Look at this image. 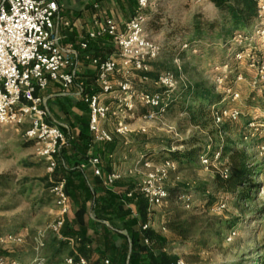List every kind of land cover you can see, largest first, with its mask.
Segmentation results:
<instances>
[{"label":"rangeland","instance_id":"rangeland-1","mask_svg":"<svg viewBox=\"0 0 264 264\" xmlns=\"http://www.w3.org/2000/svg\"><path fill=\"white\" fill-rule=\"evenodd\" d=\"M222 17L223 13L209 0H158L154 9L148 12L145 24L148 35L161 46L157 59L148 63L147 72L156 76L152 78L133 73L129 79L134 89L162 92L156 79L163 72H171L176 80L172 98H179V92L184 87L202 84L221 96L208 106L237 107L240 110L238 120L223 121L219 135L213 124L203 129L192 123L187 112L177 105H171L164 114L151 120L141 117L146 109L137 105V114L124 119L127 133L113 135L118 146L113 156L121 171L132 167L140 153L147 154L151 164L149 170L173 161V169L170 168L162 183L166 189H176L177 194H170L166 203L153 208V213L158 221H166L175 213L187 219L191 237L189 242L179 243L180 257L187 264H264V156L256 148V145L264 144V133L251 137L247 127L251 121L264 124V80L261 79L260 68H257V63L249 67L247 58L232 59L234 45L228 41L221 43L217 39V30L213 35H208L207 30H200V39L192 41L194 44L187 51H181L179 46L181 42L190 44L188 40L195 34L192 24L196 19L204 25L209 21H220ZM254 26L252 20L241 28L247 39L241 43L239 50L246 54L252 48L257 61L264 56V34L253 33ZM232 36L234 32L229 38ZM176 58L177 62L174 61ZM239 75L240 80L237 79ZM94 89L99 92L97 86ZM228 90L237 92L238 99L231 101ZM113 91L118 92L117 86H113ZM113 102L110 108L117 106L116 100L113 99ZM114 117L109 116L103 124L110 132L119 120ZM22 129V126L15 128L0 124V259L13 258L20 264H33L31 260L40 234H44L48 242L53 235L49 226L56 220L58 208L49 190L52 176L46 172V164L37 156L34 146L23 138ZM192 138L199 144L211 140L214 143L211 150H218L228 139L236 147L244 148L250 164L260 166V173L255 177L258 188L253 197L237 201L226 193L214 192L211 185L214 170L225 162V156L206 169L199 163L185 168L179 167L163 151L166 148H186L184 142ZM208 157L210 163V154ZM146 170L139 167V175L134 173L137 184ZM47 179L49 183L45 184ZM203 190L206 191L203 193ZM180 193L192 195L193 203L188 209L177 199ZM219 200L223 201L224 208L212 210V205ZM210 220H233L234 225L222 231L221 237H216L215 229L209 227ZM9 234L11 236L7 237ZM197 237L206 240L204 247L190 242ZM45 264H48L47 260Z\"/></svg>","mask_w":264,"mask_h":264},{"label":"built area","instance_id":"built-area-1","mask_svg":"<svg viewBox=\"0 0 264 264\" xmlns=\"http://www.w3.org/2000/svg\"><path fill=\"white\" fill-rule=\"evenodd\" d=\"M157 1L136 0L134 15L125 22L123 30H118L114 20L107 18L99 28L89 32L87 38L79 44L81 49H86L88 40L107 35L115 43L119 58V61L110 57L93 58L91 61L96 73L95 84L99 92H81V101L88 110V130L94 142L107 143L112 140L114 134L125 135L128 126L124 119L132 115L130 110L137 105L146 109L141 115L146 120L154 119L167 110L168 99L176 86L174 74L167 71L157 77L156 84L162 92L134 89L129 79L133 73L147 72L148 63L157 59L161 51V46L148 35L145 28L148 19L146 10L155 6ZM252 1L256 6L253 33L264 34V0ZM58 11L59 6L54 0H0V124L15 128L23 127V138L34 146L37 156L46 164V172L49 176H52L57 168V157L61 148L67 143V137L57 125L46 121L48 114L43 106L44 100L36 92L44 90L49 82L58 83L62 90H68L76 75L74 60L76 53L61 45L55 28L54 19ZM246 39L244 32H234V36L228 41L235 47L231 58L234 60L247 58L249 67L257 63L261 79L264 80V56L256 61V54L252 48H249L250 51L246 54L239 50L241 43ZM179 46L181 51H187L191 44L181 42ZM174 61L177 62L178 59ZM115 74H119L120 78L113 84L112 77ZM237 79L240 80L241 76H237ZM114 85L118 88V92L113 94L117 106L110 108L109 105L101 102V96L114 92ZM238 97L237 92L228 90V98L231 101H235ZM208 111L219 135V128L223 121L235 122L240 115L237 107L218 108L214 104L208 106ZM109 116L119 118L113 132H109L101 125ZM247 127L251 137L264 133L262 130L264 124L251 121ZM211 147V144H208L198 156V163L205 169L222 157V146H219L218 150H211ZM256 148L264 156V144H258ZM209 154L212 158L210 163H208ZM87 161L92 166L94 175L105 187L111 188L119 180L121 175L116 171L105 174L102 172L98 157H91ZM226 162L227 160L215 167V171L223 178H227L229 174ZM139 167L147 169L137 189L150 211L169 199V192L162 182L170 168L173 169V161L165 162V165L149 170L150 162L140 157L129 172H137ZM49 190L58 208V216L49 226V231L57 238L66 240L61 235L65 215L68 212L64 180L52 181ZM177 199L186 209L192 206L193 198L190 193H180ZM223 208L222 200L212 205L214 211H220ZM148 228L149 223L141 226L142 230ZM10 236L9 234L7 237ZM44 238V234L38 237V247L31 260L33 264H45L46 260L41 253ZM148 242V239L144 238V243ZM64 262L65 264H110L108 258L90 263L82 257L76 259L65 257ZM0 264H20V262L8 258L0 259ZM173 264L187 263L182 257H178Z\"/></svg>","mask_w":264,"mask_h":264},{"label":"crops","instance_id":"crops-1","mask_svg":"<svg viewBox=\"0 0 264 264\" xmlns=\"http://www.w3.org/2000/svg\"><path fill=\"white\" fill-rule=\"evenodd\" d=\"M54 1L59 6L54 19L55 28L61 45L76 53V75L68 90H62L58 83L49 82L44 90L37 91L36 94L44 100L43 106L48 114L46 121L57 125L67 137V143L57 157V169L71 185L64 223L69 232L67 235L63 234L67 246L64 258L82 257L90 263L108 258L110 264H127L131 253V236L140 233L141 226L149 223L148 229L152 232V237L147 238L148 243H144L142 239V245L146 246L148 253L137 254L135 264H151L150 258L161 254L167 255L173 264L180 257L181 245L166 228V221L156 220L153 210L147 209L146 201L137 189L139 183L137 184L134 173L139 175V172H129L131 167L126 171L120 170L113 156L118 147L116 142L111 154L105 158L103 143L93 141L88 130V110L81 101V92H96V73L91 60L110 57L119 61V58L115 43L107 35L88 40L86 49L79 47L80 42L87 38L89 32L99 28L107 18L114 20L118 30H123L125 22L134 15L137 2ZM154 7L146 10L147 17ZM119 78L120 75L115 74L112 77L113 84ZM114 93L102 95L101 102L113 104ZM116 118L114 117L115 120ZM103 124L104 122L102 127ZM115 126L116 123L112 132ZM137 148L140 149L141 146ZM91 157L100 159L104 174L112 171L120 173L119 180L111 188L105 187L94 175L93 168L87 161ZM140 157L148 160L143 153L139 154L138 159Z\"/></svg>","mask_w":264,"mask_h":264},{"label":"trees","instance_id":"trees-1","mask_svg":"<svg viewBox=\"0 0 264 264\" xmlns=\"http://www.w3.org/2000/svg\"><path fill=\"white\" fill-rule=\"evenodd\" d=\"M209 2H211L216 9L223 13V17L220 21H209L204 25L201 24L200 21H196V19L192 24V30H194L195 37L193 36L191 38L192 40H188L191 45L194 44L191 42L198 38L200 32L203 29L209 32L208 35H213L214 31L217 30V39L221 43L225 44L227 41H229V37L231 36L232 32L240 31L243 26L254 20L256 17V6L252 0H209ZM201 27L204 28L201 29ZM141 74H145L152 78L156 76V74L153 72H145ZM172 97L173 94H171L168 99L167 109L171 105H177L179 108L187 112L189 120L192 123L199 125V127L203 129H207L208 126L212 124V119L208 111V104L219 100L221 96L216 94L210 87H205L202 84H195L190 87L182 88L179 92V98L175 99ZM137 109L138 106L130 110V112L137 114ZM209 133L214 135L213 131H210ZM184 143L187 146L181 150L166 148L163 151L166 152L170 159L176 161L179 167L185 168H191L195 166L198 163V156L201 151L208 144H211V146L214 144L211 142V140L210 142L199 144L193 138L190 141ZM113 144H115L114 137L110 142L103 143L105 158L111 154ZM144 155L145 157H148L146 153H144ZM222 156L226 157V165L229 167V174L227 178H223L218 174V172L214 170L213 179L211 182L214 192L226 193L235 197L237 201L249 200L251 197H253L258 188L255 177L260 173V166L256 164L248 166L250 162L245 149L236 147L234 142L230 141L229 139L224 141L222 144ZM62 179H64V191L66 195L71 194L70 183L68 182L67 178H63L61 172L56 168L52 174V181L57 182ZM44 181L45 184L49 183L48 179ZM50 186L51 185L49 184V187ZM167 191L169 192V197L170 194H177L176 189L173 188H168ZM205 191L206 190H203V193ZM212 200L213 199L208 201V204H210ZM208 224L210 228L215 229L214 235L216 237H221V232L232 228L234 221L210 220ZM166 228L172 235L176 237L179 243L184 244L189 242L191 236L188 221L187 219L183 218L181 214L175 213L173 216L167 218ZM62 233L64 235L69 233L66 225H64ZM151 237L152 232L149 229L141 230L140 233L131 236V253L129 255L127 264H135V258L137 257V254L148 253L146 246L142 245V239H151ZM192 239L193 240L190 242L202 247H204L207 243L206 240L202 238L197 237ZM44 249L46 250L44 251ZM66 250L67 246L65 240L59 239L52 235L48 242L45 236L41 253L45 260L48 261V264H59L60 262L64 261ZM169 260L170 258L165 254L152 256L150 258L151 264H172V262Z\"/></svg>","mask_w":264,"mask_h":264}]
</instances>
